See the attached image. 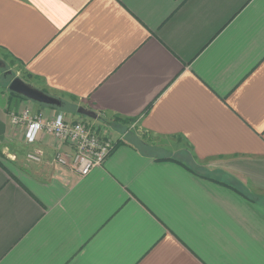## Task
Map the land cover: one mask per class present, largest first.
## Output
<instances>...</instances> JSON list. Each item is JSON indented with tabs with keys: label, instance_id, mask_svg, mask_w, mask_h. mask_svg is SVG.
Masks as SVG:
<instances>
[{
	"label": "crops",
	"instance_id": "0c3cea01",
	"mask_svg": "<svg viewBox=\"0 0 264 264\" xmlns=\"http://www.w3.org/2000/svg\"><path fill=\"white\" fill-rule=\"evenodd\" d=\"M0 50L114 141L53 162L9 113L61 110L0 75V264H264V0H0Z\"/></svg>",
	"mask_w": 264,
	"mask_h": 264
},
{
	"label": "built area",
	"instance_id": "2783aa9c",
	"mask_svg": "<svg viewBox=\"0 0 264 264\" xmlns=\"http://www.w3.org/2000/svg\"><path fill=\"white\" fill-rule=\"evenodd\" d=\"M13 129L23 128V140L27 145L34 144L40 133L53 136L67 150L58 151L53 162L68 167L79 175H86L91 169L101 165L114 147V141L100 127L89 124L84 118L73 121L66 119L63 112L44 118L41 114L24 108L20 112L9 113ZM44 152L40 148L26 153V159L39 163Z\"/></svg>",
	"mask_w": 264,
	"mask_h": 264
},
{
	"label": "rangeland",
	"instance_id": "374dc122",
	"mask_svg": "<svg viewBox=\"0 0 264 264\" xmlns=\"http://www.w3.org/2000/svg\"><path fill=\"white\" fill-rule=\"evenodd\" d=\"M0 60H2V62L4 63V66L3 67H0V75H3V77L1 76V78L3 79V83H4V89H8L7 88V85L9 84L10 80L13 78V77H19L21 78L23 81H24V77L22 75L21 72H17L19 70V67L16 65V62L13 58H11L9 55H7L4 51L0 50ZM7 72H10L9 74H7ZM6 74V75H5ZM25 82V81H24ZM10 92V90H9ZM30 102H33V103H37V104H40L38 102H35L33 100H30L28 99ZM67 105L66 106H61V107H56L58 108L59 110L63 111V112H67L69 113V110L70 109V113L71 115H79L77 112H76V108H75V105L78 106V104L76 103H69V101L66 102ZM68 104H70L68 106ZM81 118H84V120H86L89 124H93V119L92 118H89V117H86V116H79ZM105 116H100L99 119L101 120V122H105L106 121V117L104 118ZM124 125H126V128H128L131 132H135L137 131L138 129V125H137V120L136 118H130L129 120H127V122L124 123ZM139 132V130L137 131ZM16 134H18V130L16 129ZM143 138H146L147 136H151L149 134H142ZM1 147V146H0ZM1 150V148H0ZM154 153H157L158 152L160 153V151H156V150H152ZM24 150H21L20 153L24 154ZM164 153V152H163ZM167 153V152H165ZM0 154H1V151H0ZM6 154V153H5Z\"/></svg>",
	"mask_w": 264,
	"mask_h": 264
},
{
	"label": "water",
	"instance_id": "95a60500",
	"mask_svg": "<svg viewBox=\"0 0 264 264\" xmlns=\"http://www.w3.org/2000/svg\"><path fill=\"white\" fill-rule=\"evenodd\" d=\"M3 66H4V63L2 62V60H0V67H3ZM7 73H10V72H7ZM8 90L20 96H23L24 98L33 100L43 105L54 106V107L62 106V101L60 99L52 97L30 86L29 84L24 82L19 77H13L10 80L8 84ZM77 113L80 115L92 118V119L97 118V114L94 111L86 109L82 106L77 108Z\"/></svg>",
	"mask_w": 264,
	"mask_h": 264
},
{
	"label": "trees",
	"instance_id": "16d2710c",
	"mask_svg": "<svg viewBox=\"0 0 264 264\" xmlns=\"http://www.w3.org/2000/svg\"><path fill=\"white\" fill-rule=\"evenodd\" d=\"M10 93H11V94H14V95H17V96H20V95L15 94V93H13V92H11V91H10ZM20 97L24 98L23 96H20Z\"/></svg>",
	"mask_w": 264,
	"mask_h": 264
},
{
	"label": "flooded vegetation",
	"instance_id": "af4514ba",
	"mask_svg": "<svg viewBox=\"0 0 264 264\" xmlns=\"http://www.w3.org/2000/svg\"><path fill=\"white\" fill-rule=\"evenodd\" d=\"M7 74H9V73H7ZM6 75V74H5Z\"/></svg>",
	"mask_w": 264,
	"mask_h": 264
}]
</instances>
